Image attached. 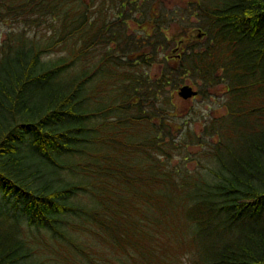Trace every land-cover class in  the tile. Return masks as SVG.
I'll return each instance as SVG.
<instances>
[{
    "label": "trees",
    "instance_id": "16d2710c",
    "mask_svg": "<svg viewBox=\"0 0 264 264\" xmlns=\"http://www.w3.org/2000/svg\"><path fill=\"white\" fill-rule=\"evenodd\" d=\"M0 26V264L37 234L69 264H264V0H0ZM186 81L225 114L177 116Z\"/></svg>",
    "mask_w": 264,
    "mask_h": 264
},
{
    "label": "rangeland",
    "instance_id": "374dc122",
    "mask_svg": "<svg viewBox=\"0 0 264 264\" xmlns=\"http://www.w3.org/2000/svg\"><path fill=\"white\" fill-rule=\"evenodd\" d=\"M5 27L0 26V42L5 33ZM157 67L152 69V72L155 73L157 71ZM185 85H189L193 90H197V87L190 85L188 81H186ZM178 92V91H177ZM173 106L175 107V113L177 116L180 114L181 119H185L189 121V123L193 124L192 127L196 130L199 129L200 125L203 124L204 121L211 117H220L225 114L224 109V97L221 96L220 92L210 91L206 97H202L200 94L195 98H190L188 100H184L179 96L175 95L173 99ZM193 115H196L193 119ZM193 119V121H191ZM183 120H181L182 122ZM175 137H178L179 133L173 134ZM182 163L180 160H175L174 164ZM187 169L192 171L197 166H195L194 162H190L186 164ZM202 172V171H200ZM72 232H68V236ZM38 242L34 241L32 243V255L31 258L33 263L35 264H69L68 261L65 260L64 257H68L69 254L66 249H64L65 244L62 241V237H52L48 234V236H44L41 234H37ZM81 235H76L80 241L87 242L89 241L88 237H83ZM55 238V239H54ZM74 238V236H73ZM75 239V238H74ZM76 240V244L80 245L83 242ZM71 250H75L70 246ZM57 261H56V260Z\"/></svg>",
    "mask_w": 264,
    "mask_h": 264
},
{
    "label": "water",
    "instance_id": "95a60500",
    "mask_svg": "<svg viewBox=\"0 0 264 264\" xmlns=\"http://www.w3.org/2000/svg\"><path fill=\"white\" fill-rule=\"evenodd\" d=\"M178 96L184 100H188L197 96V91L193 90L189 85H183L178 90Z\"/></svg>",
    "mask_w": 264,
    "mask_h": 264
}]
</instances>
